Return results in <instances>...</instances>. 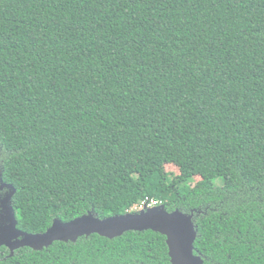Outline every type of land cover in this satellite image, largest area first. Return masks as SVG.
Masks as SVG:
<instances>
[{"label":"trees","instance_id":"trees-1","mask_svg":"<svg viewBox=\"0 0 264 264\" xmlns=\"http://www.w3.org/2000/svg\"><path fill=\"white\" fill-rule=\"evenodd\" d=\"M0 177L25 233L158 199L204 264H264V0H0ZM0 264L171 259L147 231Z\"/></svg>","mask_w":264,"mask_h":264},{"label":"water","instance_id":"water-1","mask_svg":"<svg viewBox=\"0 0 264 264\" xmlns=\"http://www.w3.org/2000/svg\"><path fill=\"white\" fill-rule=\"evenodd\" d=\"M11 189L0 199L3 216L0 220V250L7 248L11 257L24 248L42 251L56 242L77 243L81 238L99 235L110 240L122 237L128 232H147L161 234L167 239L171 264H204L201 256L195 253L198 237L195 214L181 211L168 212L165 205L139 213H128L99 219L87 214L71 222L54 220L53 225L41 234L25 233L18 228L12 201L16 190L3 183L0 177V191Z\"/></svg>","mask_w":264,"mask_h":264},{"label":"built area","instance_id":"built-area-1","mask_svg":"<svg viewBox=\"0 0 264 264\" xmlns=\"http://www.w3.org/2000/svg\"><path fill=\"white\" fill-rule=\"evenodd\" d=\"M162 205H164V203L161 200L146 198L139 205L135 206L134 208L127 210L126 214H128V213H139L142 211H146L148 209L160 207Z\"/></svg>","mask_w":264,"mask_h":264},{"label":"rangeland","instance_id":"rangeland-1","mask_svg":"<svg viewBox=\"0 0 264 264\" xmlns=\"http://www.w3.org/2000/svg\"><path fill=\"white\" fill-rule=\"evenodd\" d=\"M166 170H167L168 172L173 173L174 175H177V174L179 173L178 170H177V168L174 167V166H167V167H166ZM215 184H216V186H218V187L223 186V180H222V179H217V180H215ZM190 185H191V186H194V182L191 181V182H190Z\"/></svg>","mask_w":264,"mask_h":264}]
</instances>
